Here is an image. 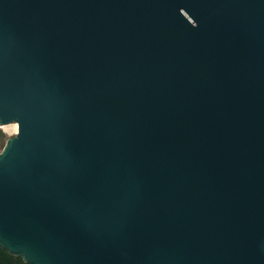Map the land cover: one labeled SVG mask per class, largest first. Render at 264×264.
I'll use <instances>...</instances> for the list:
<instances>
[{
    "label": "water",
    "instance_id": "water-1",
    "mask_svg": "<svg viewBox=\"0 0 264 264\" xmlns=\"http://www.w3.org/2000/svg\"><path fill=\"white\" fill-rule=\"evenodd\" d=\"M13 123L24 264H264V0H0Z\"/></svg>",
    "mask_w": 264,
    "mask_h": 264
},
{
    "label": "trees",
    "instance_id": "trees-1",
    "mask_svg": "<svg viewBox=\"0 0 264 264\" xmlns=\"http://www.w3.org/2000/svg\"><path fill=\"white\" fill-rule=\"evenodd\" d=\"M5 136L0 131V151L2 150L5 144ZM0 264H24L20 257H15L0 248Z\"/></svg>",
    "mask_w": 264,
    "mask_h": 264
},
{
    "label": "bare ground",
    "instance_id": "bare-ground-1",
    "mask_svg": "<svg viewBox=\"0 0 264 264\" xmlns=\"http://www.w3.org/2000/svg\"><path fill=\"white\" fill-rule=\"evenodd\" d=\"M3 129L9 134H15L18 130L17 124L4 125Z\"/></svg>",
    "mask_w": 264,
    "mask_h": 264
},
{
    "label": "rangeland",
    "instance_id": "rangeland-1",
    "mask_svg": "<svg viewBox=\"0 0 264 264\" xmlns=\"http://www.w3.org/2000/svg\"><path fill=\"white\" fill-rule=\"evenodd\" d=\"M0 131L4 134L5 136V140H7L8 138L14 136L15 134H9L7 133L4 129H3V126H0Z\"/></svg>",
    "mask_w": 264,
    "mask_h": 264
}]
</instances>
